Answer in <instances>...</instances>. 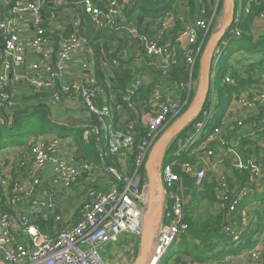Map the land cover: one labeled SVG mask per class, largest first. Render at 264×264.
I'll return each mask as SVG.
<instances>
[{"label": "built area", "instance_id": "obj_1", "mask_svg": "<svg viewBox=\"0 0 264 264\" xmlns=\"http://www.w3.org/2000/svg\"><path fill=\"white\" fill-rule=\"evenodd\" d=\"M48 0H15L10 8L11 14L22 15L30 12L34 28L26 44L21 37V29L15 16L0 18V111L9 108L12 104L11 86L15 88L27 87L35 93L47 95L54 103L64 99L78 98L84 109L91 115H96L100 125L84 128L83 136L87 138L91 133L96 136L106 135V145L109 153L117 155L121 168L108 166L105 171L110 179L109 188L88 189L89 200L83 205V217L74 224L60 228L55 234H49L40 229L36 217L54 209V199L40 189V176L35 171L30 172L26 179L7 182L0 175V196L6 195L12 205L27 200L26 209L16 217L0 213V264H106L101 255V246L109 241H117L123 234H131L139 240L143 214L147 201V180L144 173V162L155 139L164 127L171 122L186 104L179 100L161 95L158 85L152 88L151 105L153 113L147 115L144 123L147 127V137L135 145L132 133L111 129L109 119L113 107L109 104L97 105L96 98L102 91L92 86L87 77L71 79L66 76V66L73 57L88 47V38L76 32L70 33L58 41L44 36L45 29L41 27V11ZM85 13L90 16L92 23L99 29L115 31L126 30L131 37L138 41L141 52L150 59L155 68L167 71L178 63V47L183 46L185 66L192 74L194 65L199 59L205 37L210 29L214 16L207 20L202 17L204 9H200L195 22H184L178 29L176 37L171 38V32L165 33L160 39L151 38L146 33H140L132 24L123 19L120 0H79ZM208 2V0H205ZM251 1V0H250ZM239 4V3H238ZM241 5V0H240ZM249 6L245 8L248 11ZM53 17V13L50 14ZM264 18V10L260 12ZM54 21L58 17H53ZM235 15L234 21H238ZM54 26L49 30L54 32ZM203 29V34H199ZM231 36L239 35L240 30L234 27ZM166 37V38H165ZM23 39V40H22ZM226 40L221 41L214 49L211 70L213 83L216 71L215 65L222 53V46ZM35 54V59L29 58V52ZM83 69L88 64H81ZM227 82H233L226 76ZM189 87L191 84L189 82ZM9 89V90H8ZM233 102L242 110L254 111L264 108V92H254L248 95L232 96ZM208 106L200 113V118L194 123L193 130L188 131L185 137H176L175 150L171 152L170 161L163 164L160 177L164 185L165 202L163 218L153 241L152 254L148 264H160L165 261L168 252L180 235L184 233V208L187 202L186 193L181 184V175L174 170L181 169L193 179L195 187H201L206 172L194 163L179 162L184 153H193L196 143L205 125L211 120L214 108V95L211 94ZM223 125L235 122L236 126L242 124L238 114L226 112L222 118ZM221 127H215L209 139L220 140ZM174 142V141H173ZM31 160L34 168H44L48 163L54 165L50 184L63 187L66 191L79 178L83 171H88V163H76L72 154H62L63 149L58 140L33 142L31 145ZM136 149L132 160V168L128 169V156ZM229 152V149L227 150ZM235 153V152H234ZM213 151L202 149V156L209 158ZM234 165L238 168L246 166L235 153ZM222 160H219L221 162ZM218 162V161H217ZM247 167L254 175H259L261 166L248 162ZM222 179V178H221ZM243 189V188H242ZM171 200L168 205L167 199ZM239 196L230 202L229 211H234ZM223 232L231 235L233 242L240 239L239 231L230 226L223 227ZM241 254L248 257L246 264H257L260 255L258 248L244 250ZM165 257V259H164Z\"/></svg>", "mask_w": 264, "mask_h": 264}, {"label": "trees", "instance_id": "obj_2", "mask_svg": "<svg viewBox=\"0 0 264 264\" xmlns=\"http://www.w3.org/2000/svg\"><path fill=\"white\" fill-rule=\"evenodd\" d=\"M212 2L213 0H208V2L204 1L203 3L200 2V0H182L184 7L182 10H185L183 14L181 13L180 16H177L175 25L171 29V38L174 39L176 37L178 29L182 26V20L184 22L188 21L192 23L196 20L202 6H204L202 17L208 20L211 17L214 8V6L211 7ZM237 3L238 0H236L235 13L237 11ZM172 4L173 0H160V2L144 0L143 6L146 9L144 12L146 15L150 14L165 17L166 13L170 12L167 10ZM241 5H247L249 8L248 11L239 13V20L233 22L222 39V41H228V44L222 49V54L215 65L216 76L211 85L204 107L208 106V100L211 94L215 96L216 102L212 111L211 120L201 131L196 143V150L199 145H202L204 149L210 148L214 154H217V151L215 150H218V148H216L218 146L222 151L226 152L229 159L226 158L223 153L221 155L224 159L222 156L220 157L222 158V162L224 160L225 165L230 167L232 174L231 176L228 174L222 175V179L220 180L210 172L204 179L201 187L198 188L194 186L192 177L188 174H184L185 172L180 166L174 167V170L183 176V183L185 185L187 202L184 208V223L186 224V229L184 233L180 235V239L173 244L169 256L162 264H187V259L191 261V264H202L210 259L211 262H216L221 260L224 254H238L244 250L253 248L257 244L261 235H264V183L259 182L257 176L252 174L247 167L248 162H252L261 166L262 171H264V123L261 122V119L264 117V108L256 109L260 112L257 113L251 121L250 119L244 121V126H236L232 122H228L225 126L222 122V118L230 105L233 94L248 95L254 92H264V31L258 32L256 37H254L251 32L253 20L262 10H264V0H241ZM186 6L189 8L187 9ZM133 7L137 8L136 1L133 2ZM41 13L42 15H45L46 13L47 17L49 15L50 21H53V17L60 16V8L51 5V1L48 0ZM51 13H53V17L50 16ZM219 13L220 3L214 12L204 44L211 31L216 28L218 24ZM79 14L81 18L78 14L76 17L79 19L78 29L75 31H72L71 29L69 34L76 32L79 35L88 37L83 30V24L87 26L86 22L90 21L92 23V21L90 16L85 13L82 8ZM126 22L132 24L127 18ZM40 25L45 28L44 36L50 37L55 42L58 41L60 32H57V29L54 30L53 33H50L49 30L51 29V25L47 26V24H43V22ZM234 27H237L240 30V34H233V36H231L230 31ZM137 29L140 30L139 28ZM100 30L117 34L120 33L119 31L110 29ZM104 37L105 36H100L99 39L95 40H90L88 37V46H90L92 52L91 58L94 61V74L89 75L90 77L88 79L92 81V86L102 91V94L96 98L97 105L105 103L113 107L112 116L108 120L112 126L114 124L113 130H123V133H132L135 145H137L143 138L147 137L148 129L142 122L143 120L140 119L142 114L140 108H144L145 112L147 110L150 111L151 103H147V100L151 98L152 88L155 85H159L161 80L164 79V83H169V88L175 90L173 88L174 85L179 87L181 82H186L188 80V68L184 64L183 50H179L178 48L179 58L176 65H173L167 71L160 70L159 68L153 70V73L159 78H156L155 81H152L148 85L140 84L139 86H135L137 82L136 74L131 72L129 66L122 68V61L124 60L123 55L121 53L119 54V47L110 50L107 42L104 41ZM162 38L164 39V37ZM113 39L120 42V39L117 37H113ZM120 44L121 43H119V45ZM230 44L235 47L233 50L229 49L228 45ZM233 52L256 53L258 57L249 58L241 56L234 61L236 65H238L235 66V63L228 64V60L231 59ZM143 57L150 62V59L147 56L144 55ZM150 64L154 67L151 62ZM219 65H222L223 67H219ZM197 70L198 60L192 71L193 81H196ZM226 76H229L233 82H227L225 80ZM17 89L19 88H15V90ZM29 92L33 96H44L43 93H35L32 92L31 89ZM18 94L17 90L16 94H12L11 106L7 109L2 108L0 111V149L7 144L20 145L26 143L23 138L27 133H33L36 136L35 138L28 140V144L31 146L33 142L45 137L47 133L55 132L56 125L51 121L50 116H48L47 107L42 104L32 107L33 111H29V107L23 109V102L28 101L31 97L25 96V94L18 96ZM170 95L173 99L179 97L180 100V97L183 98L185 96V91L180 90L179 87L178 90ZM192 95L193 87L186 104L182 107L179 113L187 107ZM26 113L28 114L23 116ZM199 118L200 115L189 123V125L177 136L185 137L188 131L193 130V125ZM89 120V126L100 125V122L94 114L89 116ZM248 126L250 127V130L252 129L251 132L246 130V127ZM215 127L222 128V133L219 135L220 140L222 141L209 139V136ZM83 132L84 128L78 130L76 134L79 138L75 140V147L78 152L81 153L78 158L74 157L76 163H91L92 166L93 164H100L103 157L106 165L113 166L117 169L121 168L118 156L109 153L105 142V148L102 147L104 152V155L102 156L101 151L96 145V135L91 133L85 139ZM242 132H244V134ZM101 135L102 133H100L98 137L100 138ZM56 137L59 141H61L60 138H64L59 134L58 136L56 135ZM229 148L237 154L238 158L246 166H243L242 168L232 166L233 162L230 152H227ZM174 150L175 140L174 142H171L168 147L164 156L163 164L171 160L172 157L170 154ZM194 152L190 154H181L179 162L196 163L198 160L196 155L198 154H195ZM135 154L136 149L134 148L132 153L128 156V169L132 168V160ZM238 182L240 183V187H236V189L239 187V190L236 193H239L242 188L246 187L245 184H250L253 191L243 198L241 197L237 204H235L234 211L229 212L228 207L230 202L236 196L235 183ZM258 182L260 188L255 186ZM91 188L99 189L95 187H87L86 190L88 191V189ZM248 201H253L255 203L254 206L253 204H247ZM84 204L85 202L83 205ZM10 205L9 200L1 197L0 213L15 217V212L11 209ZM246 207L248 209L252 208L250 210V223L239 235L240 239L238 242L235 243L231 240L229 245H226L228 248L224 245L226 250L220 251L215 243L218 241L222 242V240L226 238V235L223 232V227L233 221L240 222L242 216L241 212ZM40 229L45 232L43 228L40 227ZM213 249L215 253L208 254L209 252H212ZM257 264H264V251L261 252Z\"/></svg>", "mask_w": 264, "mask_h": 264}, {"label": "crops", "instance_id": "obj_3", "mask_svg": "<svg viewBox=\"0 0 264 264\" xmlns=\"http://www.w3.org/2000/svg\"><path fill=\"white\" fill-rule=\"evenodd\" d=\"M14 1L15 0H0V18L4 16H15L16 21L18 22L19 27L21 29V37L23 39H26L25 43L27 44L30 40L29 38L31 37V33L34 28V25L32 24L33 23L32 15L30 12H27L22 15L11 14L10 8L14 4ZM50 1H51V5L60 8V16L57 18V20H59L60 18V23L57 24L54 20L50 21L49 15L47 17L46 13L45 15H41V23L43 22V24L45 23L47 24V26L51 25V28L54 26L55 27L54 30L57 29V32L58 31L60 32V37L58 39L60 40L64 37H67L71 29L72 31L78 29L79 19L76 17L77 14L80 16L79 12L81 11V8L83 9V7L81 6L79 0H50ZM134 1H136L137 8L133 7ZM154 1L160 2V0H154ZM143 2L144 0H120V6L123 12V17L125 19L127 18L129 22L132 23V25L136 26L139 29L141 28L144 30H148V29L151 30L154 27L156 29V27L158 28L160 26L159 27L160 31L158 32L159 34L154 38L156 40L160 39L165 33L171 32V29L175 25V20L172 14L177 12L171 11L172 14L170 12H167L165 17L154 16L150 14L146 15L144 12V10L146 9L143 6ZM180 10L179 13L183 12L185 9L182 10V8H180ZM213 10L215 12L216 7H214ZM68 16L70 18L67 21L65 17ZM238 16L239 14L237 15V17ZM154 23L156 24L154 25ZM86 24L87 26L83 24V30L84 32H86L90 40L99 39L100 36H105L104 41L107 42L108 48L110 50L119 47L120 49L119 54L121 53L123 55V60H124L122 61V68L129 66L131 72H134V74H136L137 82L135 86L137 85L139 86L140 84L148 85L152 81H155L156 78H159L155 73H153V70H156V68L152 67L149 60L147 61L146 58L143 57L144 55L140 52L138 41L133 37H131L128 31L123 30L117 34V33L102 31L99 28H97L94 24H92L90 21L86 22ZM113 37L119 38L120 42L115 41ZM119 43L121 44L119 45ZM1 44H2V39L0 37V49H1ZM227 44L228 41L223 44L222 49ZM178 48L179 50L180 49L183 50V46L181 44L179 45ZM234 48L235 47L233 46V49ZM241 56H246L249 58L258 57L256 53L233 52L232 57L230 59V63L228 62V64H234L235 62L234 63L231 62L235 61L237 58ZM91 57H92V52L90 46H88L82 52L76 54L66 66V76L71 79H79L80 77L89 78L90 77L89 75H93L94 61ZM29 58L31 60L35 59V54L32 51L29 52ZM83 62L88 64V67L85 69L81 67V64ZM189 82L191 84V88L189 87ZM195 83L196 81L192 80V74L191 75L189 74V69H188V80L186 82H181L179 84L180 90L185 91V96L183 98L180 97V100L178 97L176 100H179L180 102H184L186 100L187 102L192 87H193V91L195 89ZM168 84L169 83H164V79H162L158 87L162 96L172 98L170 94L178 90L179 87L177 85H174L173 88L175 90H172L169 88ZM10 88H11L10 89L11 92L13 93L15 87L11 86ZM17 90L18 93H20V91L21 92L23 91L20 96L25 94V96L31 97L28 99V102L26 104L21 103L23 109L29 107V111H33L32 107H34L35 105L43 104L48 109V116H50L51 121L56 125L54 133H47L45 137L41 138L39 141L47 142L53 139L59 141L56 135L57 136L58 134L62 135L64 138H60L61 141H59L63 149L62 154L64 155L72 154L73 152L72 156L78 158L81 155V153L78 152V150L75 147L76 145L75 140L79 138V136H76V134L78 130L85 128V126L89 125L90 122L89 120L90 114L84 109V107L80 103V100L74 97L71 99H64L60 103H54L50 100V98L44 97L46 95L40 97L31 95L29 89L26 86ZM214 102H216L215 96H214ZM147 103H151V98L147 100ZM67 105L69 106L66 107ZM140 109L142 113L140 119L143 120L142 122L144 123L145 116H147L150 113H153L154 111L152 109V105L150 111L147 110L145 112L144 108H140ZM226 112H229L230 114H238L242 119V124L240 125L242 126L244 121H247L249 119L251 121V119L254 116H256V114L259 113L260 111L254 110L249 112L246 110H242L241 108H239L237 104L233 102V99L231 98L230 105ZM27 114L28 113L24 114L23 116H26ZM261 120H264V117ZM110 125H111V129H114V124L112 126V124L110 123ZM98 136H96L97 138L96 145L98 149L101 151V155L103 156L104 152L102 150V147L105 148L104 142L106 143V135L104 136V134L102 133L100 138ZM35 137H36L35 134L27 133L24 135L23 138V140L26 141V143L20 145L7 144L5 147L0 149V175L4 180L10 182V184H12L16 180L20 181L22 179H26L29 173L33 171H35V173L40 176L41 178L40 189H42L43 195L46 194L50 195L54 199L55 204H54V209L52 211H47L46 213H42L39 216H37L36 222L39 227L45 230L46 233L55 234L60 228L68 224H74L83 217V211H84L83 203L89 200L86 193L87 187H95L102 190H106L109 188L110 178L108 173L105 171V168L108 167V165H106L105 161L103 160V157L100 164H93L91 166V163H89V165L91 166L90 172H82L81 175L79 176V179H77L72 184L71 188L68 191H66L63 187L60 186H52L49 180L51 179V175L54 174L53 172L54 165L48 163L44 168H39V169L34 168L32 165L31 162L33 158V155L31 153L32 146L28 144L29 142L28 140H31ZM67 147H69L71 150H69ZM216 148H218V150L216 149L215 151L221 153L214 154L213 152V154L209 158H204L202 156L203 147L202 145H199L197 147V150L194 152L195 154H198L196 155L198 160L194 164L198 168H204L206 172V176L208 175V173L211 172L213 173L214 176H216V178L221 180L222 175L228 174L229 176H231L232 173H231V169L229 171L226 169L224 160L223 162L222 161L219 162V160H222V158L220 157L222 156L221 155L222 149H220L218 146ZM229 152L232 155V162H233L232 166L234 167L236 156L234 151L230 148H229ZM181 178H182L181 184L185 192V185L183 183L182 175ZM257 180L259 182L264 183V171H261V173L257 175ZM259 182L258 184L255 185L257 188H260ZM239 185H240L239 182L235 183V193L239 190L240 187ZM248 185L245 184L246 187H244L239 193L235 194L236 196H239V199L241 197L243 198L248 193L253 191L250 184ZM237 186L239 187L236 189ZM1 197H4V199L7 200L6 195H2L0 196V198ZM247 204H253L254 206L255 203L253 201L252 202L248 201ZM26 206H27V200H23L22 202L16 205H12V204L10 205L11 209L15 212V217L18 215V213L25 210ZM251 209H248L246 207L242 210L241 212L242 216L240 222L233 221L225 226L227 227L230 226L231 228L239 231L245 230L247 225L250 223V219H248V215L251 214L250 212ZM231 240H232L231 235L227 234L226 238H224L222 242L218 241L215 244L217 245L218 249L222 251V250H226L224 245L225 246L229 245ZM134 244L137 245L139 244V240L137 237H133V240L130 242V246H134ZM226 248H228V246H226ZM170 250L168 252V256L170 254ZM213 253H215L214 249L212 250V252H209L208 254H213ZM239 254H241V252ZM231 255L233 254H227V255L224 254L223 258H225L226 261H228L229 259H231ZM206 262H211V259ZM187 264H191V261H189L188 259H187ZM212 264H220V263L213 262Z\"/></svg>", "mask_w": 264, "mask_h": 264}, {"label": "water", "instance_id": "obj_4", "mask_svg": "<svg viewBox=\"0 0 264 264\" xmlns=\"http://www.w3.org/2000/svg\"><path fill=\"white\" fill-rule=\"evenodd\" d=\"M235 9L236 0H222L217 27L209 34L198 59L195 89L191 100L187 107L164 127L150 147L143 166L147 180L146 208L142 219L138 252L132 264H148L149 262L153 241L163 218L165 192L160 169L165 153L177 135L197 118L204 108L212 85L213 52L233 24Z\"/></svg>", "mask_w": 264, "mask_h": 264}, {"label": "rangeland", "instance_id": "obj_5", "mask_svg": "<svg viewBox=\"0 0 264 264\" xmlns=\"http://www.w3.org/2000/svg\"><path fill=\"white\" fill-rule=\"evenodd\" d=\"M204 1L205 0H200V2H202V3ZM219 3H220V12H221V10H222V0H213V2L211 4V7L214 6V7L217 8V6H218ZM238 3H237L236 16L239 13H242L245 10V8L247 7V5H243V6L240 5V0H238ZM167 6H169V5H167ZM180 8H184L183 7V4H182V0H173V4L167 10V11H170V12L171 11L177 12V13H173V14L171 13L172 16L174 17V20H176V18H177V16L179 14H181V13L183 14L184 13V11L179 13ZM186 8L188 9L189 7L186 6ZM70 15H71V13H70ZM259 15H260V13L256 16V18L253 20L252 25H251V32L254 34L255 37L257 36L258 32L264 31V18H260ZM69 18H70L69 16L68 17H65V19L67 21L69 20ZM123 19H125V18L123 17ZM55 22L57 24H59L60 23V18H59V20H55ZM155 24L156 23H154V25ZM159 27L158 28L156 27V29L154 27L151 30L150 29L144 30V29H141L140 28L141 30H139V32L140 33L145 32L147 35H150L151 38H155V36H157L159 34L158 33L160 31V28ZM203 32H204L203 29H199V34L202 35ZM228 47H229L230 50L233 49V45L232 44L228 45ZM228 62L230 63V60H228ZM231 63H234V61L231 62ZM234 65L236 66V63ZM219 67H223V66L222 65H219ZM18 88L20 89L21 87H18ZM16 92L17 91L14 89V91H13L12 94H14V93L16 94ZM22 92L20 91V93L18 94V96H20L22 94ZM44 97L47 98L48 96L46 95ZM18 98H20V97H18ZM27 102L28 101H24L23 103L26 104ZM68 106L69 105H67L66 107H68ZM146 118H147V116H145V119ZM261 122L264 123V120H261ZM233 123H235V122H233ZM246 130L247 131H250V132L252 131V129L250 130V127L249 126L246 127ZM242 133L244 134V132H242ZM67 148L69 150H71L69 147H67ZM217 153H219V152H217ZM222 153H223V155L226 158L229 159V156H227V153L226 152L222 151ZM230 155H231V153H230ZM231 158H232V155H231ZM226 169L229 171L230 170V167L226 166ZM90 170H91V168L87 172H90ZM167 203H168V205H171V200L169 198L167 199ZM250 217H251V215H248V219H250ZM243 231L244 230L239 231V235ZM132 240H133V236L131 234H123V235L119 236V238H118L117 241H114V242L109 241V242L103 244L101 246V249L100 250H101L102 258L104 259V261L106 262V264H132V262H133V260H134V258L136 256V254L138 252V248H137L138 245L137 244H134V246H130V242ZM254 247H257L258 248L259 255H261V252L264 251V235H261L260 239L258 240L257 244ZM164 259H165V257H164ZM247 261H248V257L245 254H239L238 253V254L231 255V259H229L228 261H226L225 258H222L221 260L216 261V262L217 263H220V264H246ZM212 263L213 262H204L202 264H212ZM160 264H162V261L160 262Z\"/></svg>", "mask_w": 264, "mask_h": 264}]
</instances>
